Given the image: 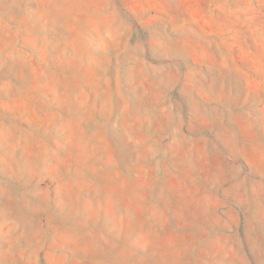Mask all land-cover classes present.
<instances>
[{"label": "rangeland", "instance_id": "obj_1", "mask_svg": "<svg viewBox=\"0 0 264 264\" xmlns=\"http://www.w3.org/2000/svg\"><path fill=\"white\" fill-rule=\"evenodd\" d=\"M0 264H264V0H0Z\"/></svg>", "mask_w": 264, "mask_h": 264}]
</instances>
